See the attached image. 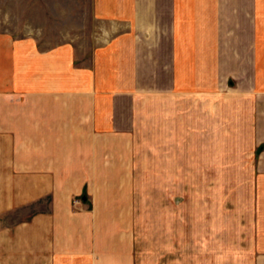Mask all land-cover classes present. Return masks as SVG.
Instances as JSON below:
<instances>
[{
	"label": "crops",
	"instance_id": "obj_1",
	"mask_svg": "<svg viewBox=\"0 0 264 264\" xmlns=\"http://www.w3.org/2000/svg\"><path fill=\"white\" fill-rule=\"evenodd\" d=\"M93 9L104 29L80 54L0 31V264H136L139 170L151 185L171 168L180 184L188 168L211 170L201 183L248 170L249 264H264V0Z\"/></svg>",
	"mask_w": 264,
	"mask_h": 264
},
{
	"label": "rangeland",
	"instance_id": "obj_2",
	"mask_svg": "<svg viewBox=\"0 0 264 264\" xmlns=\"http://www.w3.org/2000/svg\"><path fill=\"white\" fill-rule=\"evenodd\" d=\"M93 1L0 0V31L13 36L34 35L43 46L72 41L80 54L86 46L96 43L91 36L104 29L94 18ZM225 67L220 64V78ZM219 108L225 112L228 106L221 101ZM162 111L163 106L155 101L146 113L144 109L145 119L153 118L157 128L162 123ZM221 119L220 115V127L226 126V121ZM261 147H256L255 157ZM241 148L245 152V146ZM170 156L178 159L174 150ZM240 157L238 154V160ZM139 171L140 182L134 194L139 199V216L134 226L136 264H249L253 235L252 186L244 184L248 170L220 168L218 173L213 170V176L207 172L210 175L203 181L209 183H201V177L211 170L188 168L186 183L180 184L177 169L168 170L171 174L168 179L161 176L162 169H156L155 182L151 185L146 183V170ZM168 180L176 183H162ZM22 215V211L20 214L14 211L6 220L13 222L22 219Z\"/></svg>",
	"mask_w": 264,
	"mask_h": 264
},
{
	"label": "water",
	"instance_id": "obj_3",
	"mask_svg": "<svg viewBox=\"0 0 264 264\" xmlns=\"http://www.w3.org/2000/svg\"><path fill=\"white\" fill-rule=\"evenodd\" d=\"M83 198V197H82Z\"/></svg>",
	"mask_w": 264,
	"mask_h": 264
}]
</instances>
